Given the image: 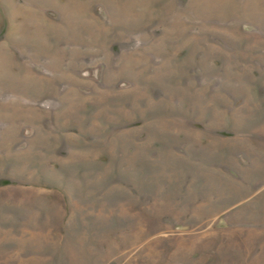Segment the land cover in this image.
Returning a JSON list of instances; mask_svg holds the SVG:
<instances>
[{"label":"rangeland","instance_id":"1","mask_svg":"<svg viewBox=\"0 0 264 264\" xmlns=\"http://www.w3.org/2000/svg\"><path fill=\"white\" fill-rule=\"evenodd\" d=\"M0 264H264V0H0Z\"/></svg>","mask_w":264,"mask_h":264}]
</instances>
